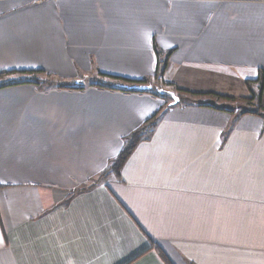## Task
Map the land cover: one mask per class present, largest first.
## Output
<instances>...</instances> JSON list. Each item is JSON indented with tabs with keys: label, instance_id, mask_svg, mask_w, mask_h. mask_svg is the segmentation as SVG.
I'll use <instances>...</instances> for the list:
<instances>
[{
	"label": "crops",
	"instance_id": "crops-1",
	"mask_svg": "<svg viewBox=\"0 0 264 264\" xmlns=\"http://www.w3.org/2000/svg\"><path fill=\"white\" fill-rule=\"evenodd\" d=\"M262 73L264 0H0V264H264Z\"/></svg>",
	"mask_w": 264,
	"mask_h": 264
},
{
	"label": "trees",
	"instance_id": "trees-1",
	"mask_svg": "<svg viewBox=\"0 0 264 264\" xmlns=\"http://www.w3.org/2000/svg\"><path fill=\"white\" fill-rule=\"evenodd\" d=\"M156 54H157L158 59H159V66H158V72H157L156 80L162 81V77L165 75V73L168 69V63H169V58L171 56V53L167 54L164 57L162 56V54L159 51H156ZM8 74H12V73H8ZM1 75H3V74H1ZM1 75H0V77H1ZM28 75H29V77L26 80L21 81L20 83H27V82L40 83V82H38L39 80L37 77H38V75H44L46 77V80L42 81V83L44 85L59 86L61 88L65 87V85H62L61 83L54 80L50 74H47L46 72H43V71L28 72ZM103 76H105V75H103ZM115 79L120 80L119 78H115ZM25 81H27V82H25ZM138 83L139 84H147V81H142V82H138ZM251 83H252L251 81L247 83V86H248L249 91L251 93L250 98L247 99L248 103L245 105V107L248 108V110L244 111L243 109H245V107L242 106L241 108H243L242 109L243 111L239 110L240 116L246 115V114H255V115H258V116H261L264 118V106H263L264 74L262 73L260 78L254 82V83L258 84V88H259L258 94H255V91L253 90ZM11 84H16V83H11ZM99 85L106 86V84H99ZM134 85H137V84H134ZM134 85L120 86L118 88L119 89H125V90L127 89V90H131V91H137V90H132L129 88V87H132ZM70 87L71 88H79L76 84H73ZM171 89L173 91H175L176 93H178V95L181 94V92L183 94L187 93L185 91L178 90L175 88H171ZM154 94L163 98V99H166V100L169 99L168 97H165V96L158 94L156 91L154 92ZM179 98L181 100L180 96H179ZM167 110H168V106L166 108H163L159 112L160 114L158 113V115H156L154 118L150 119L139 130H137L136 132H134L132 135L128 136L125 139V144L123 146L122 151L120 152V154L115 159H113L110 162V165L108 166V168L99 177L100 179L101 178L106 179L107 177H115L116 179L120 180V175H121L122 169H123L124 165L126 164V162L128 161V159L131 157V155L134 153L137 146L142 141L147 140L151 137L152 133L154 132V128L156 126V121L160 117L161 113H164ZM225 136H227V134H225ZM99 182H101V181L98 180L97 183H99ZM89 187L91 188V187H93V185L89 186ZM86 189L87 188H82L79 190V192L84 191ZM150 241H151L150 249H156L157 251H160V249L156 245V242H154L152 240H150ZM161 256L167 261L168 264H171L164 253H161Z\"/></svg>",
	"mask_w": 264,
	"mask_h": 264
},
{
	"label": "water",
	"instance_id": "water-1",
	"mask_svg": "<svg viewBox=\"0 0 264 264\" xmlns=\"http://www.w3.org/2000/svg\"><path fill=\"white\" fill-rule=\"evenodd\" d=\"M83 84H84L83 81L76 82V85L78 86H82ZM129 88L132 90H137V91H152L154 89L153 85L151 84H137ZM155 90L158 94L168 97L172 100V102L168 105V109L180 103V98L175 91L166 89L161 86H156Z\"/></svg>",
	"mask_w": 264,
	"mask_h": 264
},
{
	"label": "rangeland",
	"instance_id": "rangeland-1",
	"mask_svg": "<svg viewBox=\"0 0 264 264\" xmlns=\"http://www.w3.org/2000/svg\"><path fill=\"white\" fill-rule=\"evenodd\" d=\"M253 90L255 91V94H258V91H259L258 90V86L253 87ZM187 94H190V92H187ZM250 96H251V93L249 92V95L246 96V97L238 96V97H234V98L227 97L226 99L225 98L224 99H217V98H220V96H218V95H214V96L210 95L209 98L212 99L214 103H224L225 105L234 106L236 108V110H242L243 108H241V107L242 106L245 107V105L248 103L247 99H249ZM196 98L199 99L200 101H204V100L208 99V97H206V96H197ZM168 100H171V99L169 98ZM219 100H223L224 102H221ZM263 106H264V104H263ZM243 110L247 111L248 108L245 107V109H243Z\"/></svg>",
	"mask_w": 264,
	"mask_h": 264
}]
</instances>
